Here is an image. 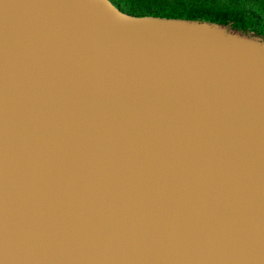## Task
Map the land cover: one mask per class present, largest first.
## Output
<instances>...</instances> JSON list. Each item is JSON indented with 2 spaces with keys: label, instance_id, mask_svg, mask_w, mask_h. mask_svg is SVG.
<instances>
[{
  "label": "water",
  "instance_id": "1",
  "mask_svg": "<svg viewBox=\"0 0 264 264\" xmlns=\"http://www.w3.org/2000/svg\"><path fill=\"white\" fill-rule=\"evenodd\" d=\"M0 264H264V34L0 0Z\"/></svg>",
  "mask_w": 264,
  "mask_h": 264
},
{
  "label": "trees",
  "instance_id": "2",
  "mask_svg": "<svg viewBox=\"0 0 264 264\" xmlns=\"http://www.w3.org/2000/svg\"><path fill=\"white\" fill-rule=\"evenodd\" d=\"M116 3L118 2L116 1ZM140 8L134 13L124 11L136 15L214 20L221 23H230L242 29H250L264 34L263 23L255 12V8L250 5H224L222 2L218 3L215 0H210L208 3H199L194 0H167L152 8Z\"/></svg>",
  "mask_w": 264,
  "mask_h": 264
},
{
  "label": "rangeland",
  "instance_id": "3",
  "mask_svg": "<svg viewBox=\"0 0 264 264\" xmlns=\"http://www.w3.org/2000/svg\"><path fill=\"white\" fill-rule=\"evenodd\" d=\"M116 1L123 10L134 13L137 12L139 9H141L140 7L152 8L161 3H164L167 0H116ZM194 1L199 3H208V1L210 0H194ZM215 1H218V3L222 2L224 5L243 4V5L252 6L253 8H255V12L257 13L258 17H260L264 27V0H215Z\"/></svg>",
  "mask_w": 264,
  "mask_h": 264
}]
</instances>
